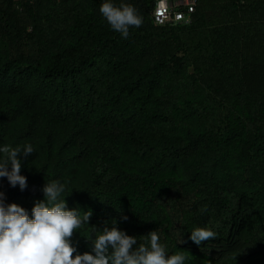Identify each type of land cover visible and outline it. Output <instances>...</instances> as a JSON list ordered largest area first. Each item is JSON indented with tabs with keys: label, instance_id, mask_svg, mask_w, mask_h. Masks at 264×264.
Segmentation results:
<instances>
[{
	"label": "trees",
	"instance_id": "1",
	"mask_svg": "<svg viewBox=\"0 0 264 264\" xmlns=\"http://www.w3.org/2000/svg\"><path fill=\"white\" fill-rule=\"evenodd\" d=\"M104 2L0 0V147L34 148L24 190L0 178L5 204L31 217L59 180L92 212L78 254L115 221L185 264H264V0H196L175 25L156 0H107L142 17L127 39ZM196 227L215 238L197 246Z\"/></svg>",
	"mask_w": 264,
	"mask_h": 264
},
{
	"label": "clouds",
	"instance_id": "2",
	"mask_svg": "<svg viewBox=\"0 0 264 264\" xmlns=\"http://www.w3.org/2000/svg\"><path fill=\"white\" fill-rule=\"evenodd\" d=\"M100 13L111 29L129 37V29L142 26V17L129 4L115 6L104 2ZM0 178H6L10 186L27 187V179L21 175V160L34 153L31 144L21 147L5 145L0 147ZM10 165V170H9ZM66 191L59 180L46 182L43 188L45 199L36 201L31 217L21 206L5 204V194L0 191V264H185L181 254L168 255L166 246L160 243L157 231L147 234L138 244L135 236L127 235L116 227L105 226L98 231L92 226L91 252L78 254L72 237L84 225L89 226L92 212L81 216L76 209L69 210L65 199H60ZM126 220L127 217H124ZM216 233L202 227L194 228L189 239L200 246L202 242L214 239ZM183 242V241H182Z\"/></svg>",
	"mask_w": 264,
	"mask_h": 264
},
{
	"label": "built area",
	"instance_id": "3",
	"mask_svg": "<svg viewBox=\"0 0 264 264\" xmlns=\"http://www.w3.org/2000/svg\"><path fill=\"white\" fill-rule=\"evenodd\" d=\"M195 4L196 0H156L154 22L157 25L188 24Z\"/></svg>",
	"mask_w": 264,
	"mask_h": 264
},
{
	"label": "rangeland",
	"instance_id": "4",
	"mask_svg": "<svg viewBox=\"0 0 264 264\" xmlns=\"http://www.w3.org/2000/svg\"><path fill=\"white\" fill-rule=\"evenodd\" d=\"M250 264H262L261 258L256 257Z\"/></svg>",
	"mask_w": 264,
	"mask_h": 264
}]
</instances>
